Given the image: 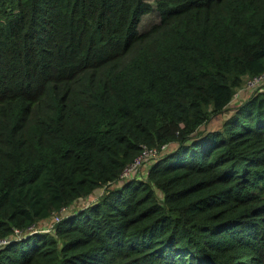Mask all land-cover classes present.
<instances>
[{
    "label": "trees",
    "instance_id": "obj_1",
    "mask_svg": "<svg viewBox=\"0 0 264 264\" xmlns=\"http://www.w3.org/2000/svg\"><path fill=\"white\" fill-rule=\"evenodd\" d=\"M262 72L264 0H0V264H264Z\"/></svg>",
    "mask_w": 264,
    "mask_h": 264
},
{
    "label": "rangeland",
    "instance_id": "obj_2",
    "mask_svg": "<svg viewBox=\"0 0 264 264\" xmlns=\"http://www.w3.org/2000/svg\"><path fill=\"white\" fill-rule=\"evenodd\" d=\"M158 18L156 16V14L154 13H151V14H146L143 16L141 22H140V29H145L147 27H149L154 21H156ZM247 77L246 76L244 79H243V83L241 85V88L236 92L237 95L235 94L234 97L232 98V101L229 103L228 105V111L225 112L224 114L222 115H219L217 116L216 118L212 119L208 124L206 125H203L202 127H200L201 129L203 128H209V129H217V128H220L221 124H222V121L228 117V115L230 113H232V109H234L237 105H239L242 101H244L246 98L249 97V95H251L254 91H251V90H247L245 89V82L247 80ZM264 90V88H263ZM252 92V93H251ZM173 146V145H172ZM171 147L167 148L165 151H161L159 152L155 157H153L151 160L153 161L154 159H157V157L161 156L162 154H164L165 152H169V150H171ZM150 160V161H151ZM148 162L146 161L145 163H142L139 168H137L135 170V174H138L139 176H142L144 175L145 171H146V164ZM100 193V190H97L93 195H92V198H95L98 194ZM99 198V196L97 197ZM82 202V201H81ZM79 202V203H76L77 205L73 207H68L65 212L67 211H70L71 208L75 209V208H79L83 205H81L82 203ZM62 216V215H61ZM51 224H52V218L47 220V221H42L40 222L34 229H33V232H37V231H41V232H44V233H51L52 231V227H51Z\"/></svg>",
    "mask_w": 264,
    "mask_h": 264
},
{
    "label": "built area",
    "instance_id": "obj_3",
    "mask_svg": "<svg viewBox=\"0 0 264 264\" xmlns=\"http://www.w3.org/2000/svg\"><path fill=\"white\" fill-rule=\"evenodd\" d=\"M241 88V87H240ZM239 88V89H240ZM264 88V72L262 73H259V74H256V75H253V76H248L247 77V80L245 82V89L247 90H251V91H254V92H264L263 90ZM238 89V90H239ZM237 90V91H238ZM252 93V92H251ZM237 95V93H236ZM167 145H163L161 146L159 149H143L142 153L133 161L132 164H130L128 167H126L123 172L121 173L120 175V178L122 180L124 179H128L130 177H133L135 176L136 174L134 173L135 170L137 168H139V166L142 164V163H145L146 161L152 159L153 157H155L159 152L161 151H164L166 149ZM64 210H62L63 212ZM61 212V214H62ZM61 214H56L53 216V219H52V224H51V227L53 229V226L58 223L60 220H61ZM35 227H30L29 229H27L29 232H32L33 233V229ZM24 231H18L16 230L15 231V235L16 236H21L23 235ZM6 243V240H1L0 241V245H3Z\"/></svg>",
    "mask_w": 264,
    "mask_h": 264
}]
</instances>
